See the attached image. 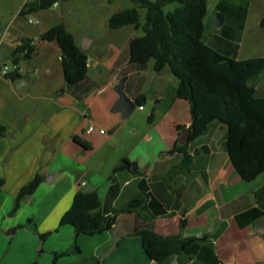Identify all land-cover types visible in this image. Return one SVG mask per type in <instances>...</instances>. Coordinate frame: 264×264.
Wrapping results in <instances>:
<instances>
[{"label":"crops","instance_id":"1","mask_svg":"<svg viewBox=\"0 0 264 264\" xmlns=\"http://www.w3.org/2000/svg\"><path fill=\"white\" fill-rule=\"evenodd\" d=\"M133 38L96 54L88 49L86 78L78 85L63 80L58 94L19 95L16 87L35 78L24 76L25 69L16 82L0 73V218L12 208L11 196L16 199L38 173L45 177L15 218L0 219V264H264V174L251 182L242 179L227 154L220 122L193 136L190 103L178 98V80L167 68L155 72L152 61L131 63ZM123 78L131 100L145 96L125 120L112 112ZM185 145L193 156L189 170L166 180L181 165ZM80 189L98 191L102 207L95 223L100 227L112 219L110 231L93 235L59 225ZM138 197L144 199L140 208L115 213ZM31 215L34 221L26 220ZM116 228L120 240L103 259L114 246ZM146 228L185 242L157 263L138 235ZM46 233L50 236L41 240Z\"/></svg>","mask_w":264,"mask_h":264},{"label":"trees","instance_id":"2","mask_svg":"<svg viewBox=\"0 0 264 264\" xmlns=\"http://www.w3.org/2000/svg\"><path fill=\"white\" fill-rule=\"evenodd\" d=\"M70 0H36L26 3L20 15L50 10L56 4ZM134 7L115 13L109 19L114 30L133 27L143 35L130 42V62L145 65L154 62V70L161 73L169 68L178 80L177 96L190 103L194 137L208 131L213 122H220L226 128V151L232 165L243 180L251 182L264 174V97L256 95L250 86L252 78L264 72V57L237 60L213 49L206 42L205 19L208 15L209 0H130ZM177 4L174 11L166 13L165 8ZM140 9L145 10L142 24ZM261 26L264 27V18ZM40 39L56 43L61 50L62 71L67 84L78 85L88 74L89 54L77 43L75 36L65 24H58ZM37 46L32 39H25L11 52L12 63L32 58ZM1 73V68H0ZM6 79L16 82L22 74L12 73ZM143 105L145 96L135 100ZM154 116L150 117L153 120ZM2 128H0L1 131ZM83 144L77 138L75 139ZM184 152L180 166L172 168L166 180H172L181 171L189 170L193 156L188 145L181 147ZM123 168L120 164L115 171ZM45 177L38 173L23 186L16 198L14 212L21 202L32 196ZM143 197L135 198L124 208L116 211L130 213L143 204ZM102 200L97 190H78L71 208L64 213L60 226L71 225L76 233L103 234L112 229V219L98 227L96 215L100 212ZM142 237L146 254L157 263H162L176 254L185 240L180 236L163 237L149 229L138 234ZM50 233L40 234L46 240Z\"/></svg>","mask_w":264,"mask_h":264},{"label":"rangeland","instance_id":"3","mask_svg":"<svg viewBox=\"0 0 264 264\" xmlns=\"http://www.w3.org/2000/svg\"><path fill=\"white\" fill-rule=\"evenodd\" d=\"M34 1L36 0H0V65L3 67L5 63L12 64L11 48L21 39H32L37 46L32 58L21 60L25 69L24 76L35 78V82L23 88L16 87L19 95L25 92L42 94L43 90L58 94L62 90L60 85L64 77L60 49L56 43L40 39L44 32L58 24H65L78 45L81 48L85 44L89 45L93 54L110 43L123 44L130 37L143 35L142 30L137 31L132 27L114 30L109 26V19L115 13L134 7L130 0H70L57 4L50 10L28 17L21 16L23 6ZM176 7L177 4H171L165 8V12H172ZM140 13L144 24L145 10L140 9ZM219 15L224 17V22L222 26L216 27ZM263 18L264 0H209L205 19L206 42L234 59L264 57V27L261 26ZM249 84L256 89L257 96L264 97V72L252 78ZM7 94L9 100L16 99L14 95ZM32 102L29 99L26 101L27 108L31 107ZM5 195L10 197L9 194ZM11 197L12 208L2 219L15 218L17 215L18 211L14 212L16 199ZM30 198L31 196L26 197L21 205L24 206ZM35 217L26 216V220L34 221Z\"/></svg>","mask_w":264,"mask_h":264},{"label":"water","instance_id":"4","mask_svg":"<svg viewBox=\"0 0 264 264\" xmlns=\"http://www.w3.org/2000/svg\"><path fill=\"white\" fill-rule=\"evenodd\" d=\"M224 22V17L222 15H219L218 18H217V21L215 23V26L216 27H220L222 26ZM90 48L89 45H83L82 49L84 51H87L88 49ZM125 83H126V78H123L122 80H120V82L116 85L115 87V91L116 93L118 94L119 96V99L118 101L116 102L115 106L113 107V110L112 112L113 113H120L121 116H122V119L125 120L127 118H129L133 112L136 110L137 108V105L135 104V102L133 100H131L126 92H125ZM190 133L191 131L190 130H187L185 132V134H183L181 140H180V143L182 145H184L187 141H188V138L190 136ZM50 179L47 178V182H49ZM92 191V190H90ZM112 232L114 233L115 235V243H114V246L109 249L103 256V259L112 251L114 250L116 247H117V244L120 240V238L118 237V229H113ZM14 233V232H12Z\"/></svg>","mask_w":264,"mask_h":264},{"label":"built area","instance_id":"5","mask_svg":"<svg viewBox=\"0 0 264 264\" xmlns=\"http://www.w3.org/2000/svg\"><path fill=\"white\" fill-rule=\"evenodd\" d=\"M57 6V4L55 5V7ZM24 72V67L22 65V63H18V64H11V65H5L1 68V74L2 76H8L12 73H16V74H22ZM140 110H143L144 107L141 106L139 107ZM95 130V127L94 126H90L88 128V133H92L93 131ZM102 134L104 133V131H100Z\"/></svg>","mask_w":264,"mask_h":264}]
</instances>
